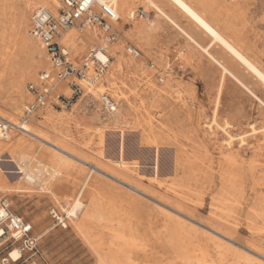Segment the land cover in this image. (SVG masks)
<instances>
[{
  "label": "rangeland",
  "instance_id": "374dc122",
  "mask_svg": "<svg viewBox=\"0 0 264 264\" xmlns=\"http://www.w3.org/2000/svg\"><path fill=\"white\" fill-rule=\"evenodd\" d=\"M155 1L200 46L209 44L171 3ZM185 2L264 73V0ZM33 3L56 13L61 0H0V118L13 123L32 102L27 86L50 66L28 34L31 12L42 8ZM117 8L124 10L113 25L117 39L106 46L109 62L97 83L51 79L43 108L27 124L34 136L11 130L0 142V158L14 160L0 163L4 172L18 166L38 176L30 184L24 174H7L0 198L42 235L39 264H264V86L214 44L209 53L259 100L221 75L143 0H120ZM138 8L146 18L129 22ZM72 31L78 35L61 43L79 67L103 34L80 25L63 33ZM71 81L85 91L66 109L57 97L72 94ZM104 93L116 103L112 113L101 106ZM75 198L83 209L68 218ZM53 211L67 217L65 227ZM169 222L180 228L185 263L169 242Z\"/></svg>",
  "mask_w": 264,
  "mask_h": 264
},
{
  "label": "built area",
  "instance_id": "2783aa9c",
  "mask_svg": "<svg viewBox=\"0 0 264 264\" xmlns=\"http://www.w3.org/2000/svg\"><path fill=\"white\" fill-rule=\"evenodd\" d=\"M146 16L147 13L142 8H138L129 11L126 18L132 22ZM119 22L118 14L108 1L61 0L56 13L45 8L33 10L29 19L28 34L45 51L50 66L40 72L35 81L27 86L32 102L25 105L20 120L13 123L0 118V140L6 141L11 130L26 132L24 125H27L30 118L43 108L50 94L53 87L50 85L51 79L61 82L73 77L78 82L84 83L87 88L93 87L109 62L108 57L101 60L98 54L106 55L107 44L116 41L118 32L113 24ZM76 25L97 27L103 34V44L91 47L81 59L79 67H76L70 52L61 43L62 33ZM127 51L134 56L138 55L134 48L129 47ZM91 66H95L94 75L87 76L86 72ZM68 85L72 94L69 97L63 95L57 97L58 100L60 99L61 107L66 109L71 107L75 99L85 91L82 85L75 81L69 82ZM99 101L106 112L115 111L116 103L107 94L100 95ZM52 215L58 224L65 227L64 220L67 217L59 216L55 211ZM41 239L42 235L33 232L31 223L12 211L7 199L0 198V264H39V260L42 259ZM14 253H16L15 257Z\"/></svg>",
  "mask_w": 264,
  "mask_h": 264
},
{
  "label": "bare ground",
  "instance_id": "6f19581e",
  "mask_svg": "<svg viewBox=\"0 0 264 264\" xmlns=\"http://www.w3.org/2000/svg\"><path fill=\"white\" fill-rule=\"evenodd\" d=\"M108 1L113 8L115 9L116 13L118 14L120 18V14L127 8L125 7L123 11L118 10V3L120 0H98V2H104ZM169 3H171L174 7H176L188 20H190L197 28H199L203 33H205L209 38L210 42L206 47L200 46L190 35L187 31L183 30L176 22L172 20V18L168 15V13L165 11L162 4L155 0H143L144 4H147L148 7L152 8V11L155 12L159 17H161L163 20H165L167 23L171 24L179 33H181L182 36H184L191 44L197 46L209 59L212 60L220 69H221V75L227 74L229 75L233 80H235L240 86H242L245 90L248 91L253 97H255L257 100H259L244 84H242L227 68H225L218 60H216L210 53L209 49L214 45L218 44L221 48H223L234 60H236L241 66H243L253 77H255L263 86H264V73L248 58H246L236 47H234L226 38H224L214 27H212L206 19H204L196 10H194L185 0H167ZM59 0H47V3L50 6H57ZM32 6H38L44 8V6L40 3H33ZM26 17V16H24ZM117 24V23H114ZM113 24V25H114ZM78 33L75 31H72L70 34L68 33H62V38L66 41L71 36H77ZM64 40V41H65ZM112 50H115V47L112 48ZM98 57L101 60H105L107 57L104 54H98ZM260 103L264 105L262 101L259 100ZM25 131H20L23 135H32L34 136L28 125H24ZM8 140V139H7ZM1 141L0 142H7ZM20 143L16 146L18 147ZM51 145V144H50ZM15 147V148H16ZM51 147L56 150L57 152L66 154L68 156H71L66 150L61 149L55 145H51ZM9 157V161L3 160L0 158V163L4 162H11L14 163V160L11 158L10 154L4 153ZM84 163V162H83ZM66 164V163H65ZM17 172H4L2 168L0 167V183L2 181V178H7V174L15 173V174H24L25 179L30 184H35V182L38 179V176L33 172H26L23 168L18 167L16 168ZM100 172V171H99ZM101 174V173H100ZM111 179V178H110ZM18 190H22V188H18ZM141 194V193H140ZM142 195V194H141ZM132 197V196H131ZM95 206V205H94ZM81 209H83L82 202L75 198L74 201L71 203L70 207L66 210V216L68 218H75L76 213L79 212ZM177 213V212H176ZM182 216V215H180ZM83 221V220H82ZM82 221L75 224L76 229L80 230L83 226ZM181 224V223H180ZM167 233L169 242L172 246H177L178 248L174 250L176 259L180 262L185 263L186 259L188 257V251L182 244V239L179 238V231L180 228L177 225H172L171 222L166 225L165 227ZM182 230V229H181ZM218 234V233H217ZM219 236V235H218ZM225 238V236L223 237ZM167 239V238H166ZM226 239V238H225ZM227 240V239H226ZM136 240L132 241L133 246H135L134 242ZM129 242L123 241L124 245H128ZM236 244V243H235ZM14 257L16 256V253L13 254ZM222 255V254H221ZM220 255V256H221ZM99 264H106L104 260L100 259Z\"/></svg>",
  "mask_w": 264,
  "mask_h": 264
},
{
  "label": "crops",
  "instance_id": "0c3cea01",
  "mask_svg": "<svg viewBox=\"0 0 264 264\" xmlns=\"http://www.w3.org/2000/svg\"><path fill=\"white\" fill-rule=\"evenodd\" d=\"M164 7V6H163ZM165 9V8H164ZM165 11H166V9H165ZM167 12V11H166ZM168 13V12H167ZM168 15L172 18V20L174 21V22H176L177 24H178V22L174 19V17L172 16V15H170L169 13H168ZM189 33V32H188ZM189 35L195 40V38H194V36L193 35H191L190 33H189ZM208 45V44H207ZM207 45H205L204 47H206Z\"/></svg>",
  "mask_w": 264,
  "mask_h": 264
}]
</instances>
